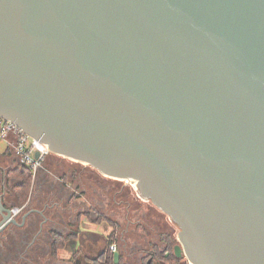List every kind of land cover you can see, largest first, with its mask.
Listing matches in <instances>:
<instances>
[{"label":"water","instance_id":"obj_1","mask_svg":"<svg viewBox=\"0 0 264 264\" xmlns=\"http://www.w3.org/2000/svg\"><path fill=\"white\" fill-rule=\"evenodd\" d=\"M0 118L264 264V0H0Z\"/></svg>","mask_w":264,"mask_h":264},{"label":"flooded vegetation","instance_id":"obj_2","mask_svg":"<svg viewBox=\"0 0 264 264\" xmlns=\"http://www.w3.org/2000/svg\"><path fill=\"white\" fill-rule=\"evenodd\" d=\"M53 169L56 173L59 169L62 171L58 175L52 174L49 185L46 182L35 189L40 178L38 172L26 201L20 204L13 190L20 181L9 174L11 170L0 165V196L4 207L12 211L3 224L4 216L0 211V264H96L109 248L116 264H190L180 250L178 233L177 237L175 234L178 227L152 202L139 196L138 199L159 210V218L145 220L140 217L131 231L129 219L124 220L130 216L133 203L127 195L129 185L121 183L125 186L108 187L104 181L106 176L82 163L77 170L72 168L71 171L67 166ZM73 182L86 186L82 193L73 192ZM93 184H98L103 194H98L101 196L98 204L90 202V196L95 197L90 188ZM108 203L116 206L110 209ZM162 224L167 230L161 229ZM113 233H116L115 242L109 245ZM62 237L67 238L66 242L57 248ZM171 242L177 257L173 261L167 259L171 255Z\"/></svg>","mask_w":264,"mask_h":264},{"label":"rangeland","instance_id":"obj_3","mask_svg":"<svg viewBox=\"0 0 264 264\" xmlns=\"http://www.w3.org/2000/svg\"><path fill=\"white\" fill-rule=\"evenodd\" d=\"M6 148H7V143L4 140H0V152H4L6 150ZM11 157H12V155L7 154L6 156L4 155L3 158L2 157L0 158V165L5 167L6 170H8V169L13 170L20 163V162L18 163V161H16L15 158H11ZM48 158H50V159H48V161L46 163H44L43 167L39 171V177L40 178L38 179V181L35 184V189H39V187L43 183L46 184V182H47L46 185H49V182L51 183V178L53 177L52 174L58 175L62 171L61 169H59L58 173H56V172H54L53 168L56 169V167H58V166L59 167L60 166H62V167L67 166L72 171L73 170L72 168H76V170H77L81 166V163L79 164V162L72 161L70 159L61 157V156L56 155V154H51ZM51 166H53V167H51ZM66 179H68V178H66ZM104 181H105V184L109 185L108 187H110V185H113L115 187L125 186V185H122L121 183H125L126 185H129L130 189H129V194H127V195L129 196L130 200L133 203L130 206V211H131L130 216L124 220L129 219L131 231H133L137 225L138 221H135V220H139L140 217L142 219H145V220L158 219L159 218L158 217V213H160L159 210L157 208H155V206L153 204H151L149 202L141 201L142 199H138L137 192L135 191L133 185L127 184L125 181L123 182V181L110 179L109 177H105ZM13 182H14V180L12 181V184H13ZM73 183L74 184H72V188H73L72 190H74L73 192H76L75 194L82 193V190H84V188L86 187L85 185H82V183H77V182H73ZM10 187H11V185H10ZM90 188L94 192V195H95V197L90 196V198H91L90 202H93V204L100 203V201H101L100 197L101 196H98V194L103 195L101 193L100 187L98 189V184L97 185L93 184ZM75 189H76V191H75ZM127 195H125V196H127ZM120 196L123 197L122 194H120ZM82 198H84V196ZM104 201L105 202H111L110 199H108V200L104 199ZM108 205H109L110 209H112L113 206H116L115 203H108ZM138 211L141 213L139 214ZM142 214H145V215H142ZM111 217H113L114 219L115 218L117 219V216H115V215H111ZM120 217H122V216H120ZM164 218L168 219L166 217H164ZM138 225H140V224H138ZM86 227H90V226H86ZM161 229L167 230L165 224H162ZM178 231L179 230H177V229L175 230L176 237H177ZM128 233H127V236H128ZM70 246L73 247V244H70Z\"/></svg>","mask_w":264,"mask_h":264},{"label":"built area","instance_id":"obj_4","mask_svg":"<svg viewBox=\"0 0 264 264\" xmlns=\"http://www.w3.org/2000/svg\"><path fill=\"white\" fill-rule=\"evenodd\" d=\"M0 140H4L9 144L16 152L19 162L29 166L36 179L38 172L51 153L47 145L28 135L16 123L3 118H0ZM38 151L40 154L36 157ZM112 249H116L115 244L112 245Z\"/></svg>","mask_w":264,"mask_h":264},{"label":"trees","instance_id":"obj_5","mask_svg":"<svg viewBox=\"0 0 264 264\" xmlns=\"http://www.w3.org/2000/svg\"><path fill=\"white\" fill-rule=\"evenodd\" d=\"M51 154H53V153H50V155ZM48 157L44 163H46L48 161V159H50ZM9 174L11 176L15 177L18 181H20L19 184L15 185L13 187V190H14V193L16 195V199L18 200V202L20 204L24 203L26 201L28 195H29V192H30V189L32 187L33 180H34V175H33L32 169L29 166L22 164L20 162L13 170L10 171ZM115 238H116V233H113L112 238L109 241V245L115 242ZM66 239L67 238L62 237L60 239V242H59V245L57 248L63 247L65 242H66ZM170 244L171 245L169 247V251L171 252V255L167 259L170 261H173L174 258L176 259L177 257L173 253L172 242ZM107 251L108 252L104 253L103 255H101L96 260V264H116L114 262L110 248ZM120 264H123V263H120Z\"/></svg>","mask_w":264,"mask_h":264},{"label":"crops","instance_id":"obj_6","mask_svg":"<svg viewBox=\"0 0 264 264\" xmlns=\"http://www.w3.org/2000/svg\"><path fill=\"white\" fill-rule=\"evenodd\" d=\"M6 142V141H5ZM7 143V142H6ZM7 154H10V155H12V157L11 158H15L16 159V161H18L19 162V158H18V156H17V154H16V152L9 146V144L7 143V148H6V150L4 151V152H0V156L3 158L4 157V155L6 156Z\"/></svg>","mask_w":264,"mask_h":264}]
</instances>
